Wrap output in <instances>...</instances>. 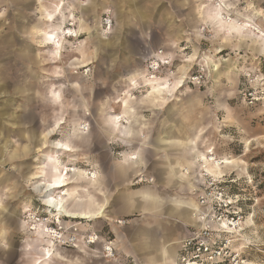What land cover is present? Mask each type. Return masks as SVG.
Returning a JSON list of instances; mask_svg holds the SVG:
<instances>
[{
  "label": "rangeland",
  "instance_id": "obj_1",
  "mask_svg": "<svg viewBox=\"0 0 264 264\" xmlns=\"http://www.w3.org/2000/svg\"><path fill=\"white\" fill-rule=\"evenodd\" d=\"M77 1L83 3L86 0ZM121 4L120 8L109 9L103 14L99 21L103 30H95L97 38L106 39L104 46L98 39L78 42L82 38L80 32H76L79 31L76 23L63 19L62 26L57 24L62 13L46 29V22L38 9L30 13L24 11L31 17L28 23L13 24L6 14L8 10L0 8V221L4 224L0 222L3 229H0V264H33L36 254L25 251V241L31 236H39L42 231L29 232L26 223H44L57 231L58 226L53 224L56 219L65 225L57 231L64 238L71 240L75 237L82 244L90 236H96L98 240V233L81 232L78 225L69 224L66 216L58 218L45 214L40 194L33 187L35 181L29 179V175L45 164L48 173L51 170L49 158L55 157L59 172H65L67 168L66 184L71 182V170L77 167L82 170L87 162L85 145L103 143L102 130L108 132L105 123L112 132H120L121 122L127 124L128 128L125 127L121 134L133 142L138 128L134 129L135 123L131 120H122L119 116L123 109L122 113H126L125 104L128 110L141 117V123L137 125L144 129L145 121L149 122L165 108L155 110L142 101L149 99L148 102L153 103L172 93L173 97L188 102L182 113L176 116L180 118L183 114L184 125L202 135V152L196 162L197 181L190 186L191 193L196 197L197 205L198 192H194L195 189L210 194V201L202 205V216L207 215L206 220L214 216L210 228L218 230L216 235L222 243L229 242L228 253L231 260L235 257L233 261L228 257L213 264H264V0H126L125 6L124 2ZM113 11L123 18L137 15L150 22L145 29L147 40L134 42L137 53L134 56H124L126 53L119 44L122 33L117 30L125 27L122 25L116 30ZM104 18L112 20L113 35L104 31ZM128 27L133 28L131 24ZM64 30L69 38L63 36ZM49 32L58 35L51 40L54 44L49 40L42 43ZM57 42L59 46H55ZM79 43L82 47H78ZM158 51L169 55L168 64L162 63L157 72H152L149 64L155 60L153 54ZM81 55L89 56L88 66L81 61ZM78 60L81 63L77 64ZM124 69L128 71L123 72ZM136 70L146 72L147 78L157 76L166 81L167 76L172 80L179 74L180 78H174L167 90L157 88L158 92H153L151 87L142 84V78L130 80ZM184 75L185 82L181 79ZM194 77L200 78L196 81ZM129 98L134 99V106L129 105ZM178 107L180 109V104ZM13 117L16 122L22 119L23 124L16 127ZM115 117L120 118L118 123ZM127 122H131V126ZM57 123L61 124L57 126ZM77 124L88 130L74 135ZM52 129L55 133L46 136ZM27 130L32 134H21ZM88 133L91 142H87L84 135ZM117 136L112 134L111 138ZM139 136L144 144L145 135ZM76 139L81 145L78 153L74 146ZM59 141H68L74 151L56 153L52 144ZM192 143L198 144L197 137ZM118 145L117 139L112 146ZM131 154H124L122 159ZM102 155L97 153L96 156ZM113 156L118 159L116 152ZM188 169L183 168L182 174L189 175ZM138 181L142 182V179ZM82 190L87 192V188ZM8 194L11 197H6ZM89 198L88 194L82 200ZM3 202L15 210L14 216L6 217L9 208ZM100 218L111 220L107 215ZM96 220L88 221V225H93ZM219 222L232 230L227 229L228 234L225 233L217 226ZM31 241L33 239L27 240L28 243ZM47 241L51 249L60 247L68 257L79 255L76 250L86 255L85 249L90 250L93 246L74 248L71 241L60 245L50 238ZM109 241H113L112 238L106 239V243ZM8 245L13 249L8 251ZM43 246L40 247L41 253L49 247ZM49 252L52 258L53 253ZM113 252V258L103 252L104 260H101L116 259ZM56 262L59 263L54 261L52 264ZM74 264H81V260L74 261Z\"/></svg>",
  "mask_w": 264,
  "mask_h": 264
},
{
  "label": "crops",
  "instance_id": "obj_2",
  "mask_svg": "<svg viewBox=\"0 0 264 264\" xmlns=\"http://www.w3.org/2000/svg\"><path fill=\"white\" fill-rule=\"evenodd\" d=\"M125 1L86 0L83 3H79L77 0H0V8L4 7L8 10L6 14L11 19L10 23L13 24L28 23L31 17L26 15L24 11L30 13L32 10L38 9L41 17L46 22L44 26L45 28L47 27L46 29L49 26L51 27L54 18L62 13V15L58 16L57 24H61L62 26L65 23H63V19H66L65 21L72 20V22L76 23L79 27V31L76 32H80V38H82L78 42L82 43L86 40L98 39L100 44L104 46L106 39L97 38V35H95V30L99 31L101 29L99 26L100 18L109 9L115 10L118 6H121V2H124L125 6ZM57 4L60 7L58 15L55 14L53 16L52 22L47 21L45 17L46 9L52 10ZM112 19H114L116 30L119 26L123 25L125 27L122 30H117V32L122 33L120 37L121 43L119 44L123 49L122 51L126 53L124 56L136 55L137 53L133 46L134 42L147 40V31L145 29L150 22L145 21L143 17L137 15L133 18H123L117 11H113ZM128 24H131L133 28H129ZM107 32L113 35L111 29ZM9 38L14 40L12 36H9ZM45 41L46 39L41 42L45 44ZM41 42L39 44L45 48L46 46ZM81 43L77 44L78 47H82ZM81 56V61H85V65L88 66L90 64L87 62L89 61V56ZM81 61L78 60L77 64L81 63ZM71 62L72 64H76L73 61ZM127 71V69L123 70V72ZM161 79L158 78L154 81L156 86L160 85L161 87L163 82L165 83V79ZM168 88L161 89L167 90ZM173 94L166 98H158L153 103H149V99L142 101V104L152 106L155 110L165 108L163 112L156 113L149 122L144 119L146 124L144 129L137 125V123H141V117L137 116L131 109L128 110V107L126 113H122L123 109L119 114V116H123L122 120H131L135 123L134 129L138 128V136L136 135L135 139L133 138V142H129L121 134L126 127L122 122L120 132H112L111 127L105 123L108 127V132L106 133L107 130L105 129L102 130L104 140L99 145L92 144L89 133L84 134L86 135L87 142L91 143L85 145V158L87 162H85L81 169L87 172H94L97 176V182H92L90 179L81 180L79 177H76L73 180L74 184H70V181L67 182L66 190L70 192L75 185V197L76 199H80V201L87 198L89 194L90 198L86 201L83 200V203L91 201L94 210L103 211L102 216L107 215L112 221L99 217L96 218L97 220L94 221L93 225H88L90 222L65 218L70 221L69 224L78 225L81 232L99 234V239L93 244L92 249H85L86 255L80 254L76 250L75 252L79 255L68 257L60 247H52L53 249H51L46 239H42V242L38 243H28L27 240L38 237L31 236V238L25 241V251L35 252L36 259L33 264H37V260H39L40 247L43 246L42 243H45L43 247L49 246V251L53 253L54 257L52 256L50 264L58 260L59 263L56 262V264H74V261L78 259L81 260V264H178L182 247L181 242L192 234L193 228L198 226V220L194 215L200 211V208L197 205L196 197L191 193L190 186L196 184L195 182L197 181L198 167L196 162L199 158V152H202L200 151V148H202V135L198 134L197 130L192 131L191 127L188 128L184 125L183 121L185 119L183 114H181L180 118L176 116L178 113H182L188 102H185L180 97H173ZM161 99H164L163 102ZM124 100L123 98L122 103ZM128 100L129 105L134 106V99L129 98ZM178 104H180V109H178ZM23 116L24 121H27L26 116ZM17 117L20 118V116ZM12 119L16 127H20V124H23L22 119H17L18 122L15 121L14 117ZM17 132L21 131L18 130ZM30 133L32 134L31 131L27 130V133L23 131L21 134ZM142 133L146 137L144 144L141 143L139 136ZM110 134L118 136L112 139ZM196 137L198 144L192 143ZM117 139L119 145L112 146ZM78 140H74V146L77 149L76 153L80 151L78 148H81ZM65 143L70 144L68 141H65ZM115 152L118 155V159H115L113 156ZM97 153H102V157H97ZM130 153L136 154L138 160L131 161L128 159V161H124L125 159H122L124 154ZM184 167L189 168L188 176L182 174ZM47 174L45 175L48 179L51 176ZM139 179H142V182H139ZM68 185L70 186L68 187ZM84 188H87V192L82 190ZM83 196L85 197L83 198ZM6 197L9 198L11 196L8 194ZM6 197L4 200L7 199ZM25 200L22 203H25ZM26 202L30 203L29 201ZM5 205L9 208L8 213L5 214L6 217L14 216L15 210L10 208L8 204ZM29 205L31 207V203ZM9 221L14 222L13 220ZM118 221H124V224L117 225ZM1 224L3 223L1 222ZM0 229L3 230L2 228ZM1 230L0 233L2 232ZM107 238H112L113 249L117 255L116 259L111 261H103L102 246L106 243ZM8 247V251L13 249L11 245H8Z\"/></svg>",
  "mask_w": 264,
  "mask_h": 264
},
{
  "label": "bare ground",
  "instance_id": "obj_3",
  "mask_svg": "<svg viewBox=\"0 0 264 264\" xmlns=\"http://www.w3.org/2000/svg\"><path fill=\"white\" fill-rule=\"evenodd\" d=\"M59 10H60V7L58 6V4L55 5L52 8V10L46 9V12H45L46 20L49 21V22H52L53 16L55 14L58 15ZM48 29H49V27H48ZM110 29H111V27H109L107 30H104V31L107 32ZM68 30L69 29H67V31ZM67 31L65 32V30H64L63 36H65L66 38L67 37L69 38L70 36L67 33ZM69 32L71 33V31H69ZM40 35H42V32H40ZM46 35H47V37H45V39H46L45 42L47 43L48 42L47 40H49V43H51V44H54V42H51V40L52 39H56L58 37V35L56 37V34L53 33V32H49ZM55 46H59V42H57V44L55 43ZM262 50L264 51V47L262 48ZM157 53L158 52H156V54ZM156 54H153V55H156ZM156 58L158 60H160L159 62L165 63V61L167 59H169V55L167 53H163L162 52L160 55L156 56ZM144 73H146V72H144ZM144 73H143V71L137 70V71H135V72H133L131 74L130 80L133 81V80L137 79L140 76V78H142V82H143L142 84L144 86L151 87L153 92H158V89L157 88H167L169 85L172 84V81L174 80V78H176V77L177 78H180L179 77L180 74L177 75V76H174L172 78V80L170 79V76H167L165 83L162 81L163 82V85H161V87H160V85L156 86V84L151 81L152 79L153 80H156V79H158L160 77H157V76H148L151 79L150 80L149 78L146 77L147 75L145 76ZM181 79L185 82V80H186L185 75ZM149 89H147V90H149ZM127 101L129 102V100H127ZM124 106L126 108L128 107L127 104H125ZM110 119H112V118H110ZM119 119H120L119 117H115V120L117 121L116 123L119 122ZM116 123H115V127L117 126ZM127 123H128V126H131V122H127ZM60 124L61 123H57V126L60 125ZM56 128H59V127H56ZM87 130L88 129L85 126H81L80 124H77L75 126L74 131H73V134L76 135V136H78V135L83 134ZM54 131H55V129L50 130L47 133L46 136H52L55 133ZM52 146H53L52 150L56 151V153H61V152H63V153H70V152H73L74 151L73 147L70 146V144L65 143V142L54 143V144H52ZM165 146H167V145H165ZM44 148H45V146H44ZM202 156H204V155L202 154ZM128 158L129 159H132V160H137L138 156L137 155H134V154L133 155L131 154L127 158H125L124 161H126V160L128 161ZM49 161H50L49 162V167H51V170L49 171L50 172V175L49 176H51L50 178L46 179L47 178V176L45 175V174H47L46 167H45L46 164L44 166H42V167L35 168V171L29 175V179L31 178V180H34L35 181V182H32L33 183V187H34V190L40 194V195L39 194H37V195H39V197H40V199L42 201L41 204L43 203L42 204L43 205V210L45 208V212L44 213L47 214L50 217H58L59 218L60 216H66V217L71 218V219L85 220L87 223H88V221H91L92 219H96V218L101 217L103 215V211L98 210V209L94 210L92 208L93 204H92L91 201L84 202L83 203V200L80 201V199H78V198L76 199V197H75V191L76 190H74L75 187H76L75 185L73 186V189L70 192H68V190H65V187H66V183L65 182L67 180L66 177L68 176L67 168H66V171L65 172H62V171L59 172L58 171V168H57L58 167L57 166V163H58L57 158L51 157V158H49ZM184 168L185 169H188V167H184ZM205 169H206V167H205ZM71 171H72V174L69 176V179H71V183L70 184H74V181L73 180L76 177H79L81 180H89L90 179V181H92V182H97V180H96L97 179V176H96V174L94 172L86 173V171H82V170H79L77 168H75V170L73 169ZM212 172H213V170H212ZM57 193H59V195H55ZM150 200H152V199H150ZM197 213L194 215V217L198 220V217H197L198 214ZM51 219H53V218H51ZM61 221L62 220H60V222ZM198 222H199V220H198ZM122 223H123V221H118V224H122ZM202 223H203V225L205 224L203 221H202ZM26 224H27V227H28V231L29 232L37 233V232L42 231V232L39 233V236L37 235L38 237L35 238V239H33V241H31V242L38 243V242H42V239H46L47 240V238H50V240L52 242H55L56 244H59L60 245V244H64V243H66V242L69 241L68 239L64 238V235L59 234L56 230H53L52 228H48L44 223H41V224L30 223L31 225H29L28 223H26ZM53 224H56L60 228L65 227V225H63V223L62 224H59V221L57 222L56 219H53ZM29 226H31V227H29ZM198 226H199V224H198ZM222 228L224 229L225 233H227L226 232L227 229H230L227 226H225L224 224H222ZM230 230H232V229H230ZM96 242H97V238H95L94 236H90L89 239L87 240V242H85V244H82L80 241H75V242H73L72 245H73L74 248H78L80 245L89 246V245L95 244ZM111 246L113 247L112 242H111ZM108 248H109L108 245H103L102 246V251L104 253H106L108 251ZM56 251H57V249H56ZM59 251H61V250H59ZM44 252L39 254V260H37L38 261L37 264L38 263L39 264H50V261H51V253L49 252V248L45 247L44 248ZM59 254L62 255V253H60V252H59ZM110 255L111 254H107L108 257H110Z\"/></svg>",
  "mask_w": 264,
  "mask_h": 264
},
{
  "label": "built area",
  "instance_id": "obj_4",
  "mask_svg": "<svg viewBox=\"0 0 264 264\" xmlns=\"http://www.w3.org/2000/svg\"><path fill=\"white\" fill-rule=\"evenodd\" d=\"M102 22L106 30L112 26V20L110 18H104ZM161 53L162 51H158V53L153 56L155 60L151 61L149 64V69L152 72H157L160 68V65L163 63V62H159L160 60L156 58V56L160 55ZM164 64L166 65L168 64L167 60L165 61ZM199 78L200 77H194L196 81H198ZM194 192H198L197 194L198 195V205L201 208L200 211L197 213L198 214L197 217L199 220L198 222L199 226L195 228V230L192 232L190 236H188L185 240L181 242L182 247H181L179 263L180 264H213L219 260L224 261L228 257L231 260L230 254L228 253L229 252V249H228L229 242L225 241L222 243L220 240H218V235H216L218 233L217 232L218 230H213L209 226V223L214 224V221H213L214 216L211 215L209 220H206L207 215L202 216V212H201L202 205L210 201L209 200L210 194L206 192H202V189L200 188L195 189ZM202 221L205 223L204 225ZM122 224H124V221ZM222 224L225 225V223L219 222L217 226L220 229H223ZM52 229L54 230V228ZM60 229L62 228L58 226L57 231ZM94 237L97 238L96 236ZM69 241L75 242L76 238L71 237V240L69 239ZM111 242L112 241H109L104 244V245L109 246L108 251L104 254L106 256L107 254H111L110 258H113L114 249L111 246ZM233 260H235V257H232L231 261Z\"/></svg>",
  "mask_w": 264,
  "mask_h": 264
}]
</instances>
